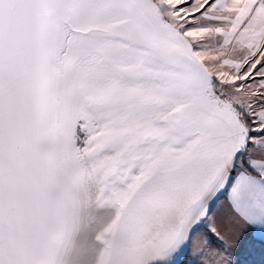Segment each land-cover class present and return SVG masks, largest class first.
<instances>
[{
    "label": "snow or ice",
    "instance_id": "6c2138e0",
    "mask_svg": "<svg viewBox=\"0 0 264 264\" xmlns=\"http://www.w3.org/2000/svg\"><path fill=\"white\" fill-rule=\"evenodd\" d=\"M264 245V0H0V264H241Z\"/></svg>",
    "mask_w": 264,
    "mask_h": 264
},
{
    "label": "rangeland",
    "instance_id": "374dc122",
    "mask_svg": "<svg viewBox=\"0 0 264 264\" xmlns=\"http://www.w3.org/2000/svg\"><path fill=\"white\" fill-rule=\"evenodd\" d=\"M262 253H264V247H262V245L252 247L249 244V240H246L244 248L238 255L241 260V264H264V259L261 261L258 257L261 256ZM184 264H193L192 257L188 256L187 258H184Z\"/></svg>",
    "mask_w": 264,
    "mask_h": 264
},
{
    "label": "crops",
    "instance_id": "0c3cea01",
    "mask_svg": "<svg viewBox=\"0 0 264 264\" xmlns=\"http://www.w3.org/2000/svg\"><path fill=\"white\" fill-rule=\"evenodd\" d=\"M246 240H249V244L252 247H257L259 245H262V243H261V236L259 234H252L249 237H247ZM262 247H264V245H262ZM258 257L260 258L259 260L263 261V259H264V253H262V255L261 256H258Z\"/></svg>",
    "mask_w": 264,
    "mask_h": 264
}]
</instances>
